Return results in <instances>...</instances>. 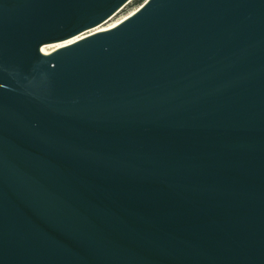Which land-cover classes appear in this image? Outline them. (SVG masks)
<instances>
[{
	"label": "water",
	"instance_id": "water-1",
	"mask_svg": "<svg viewBox=\"0 0 264 264\" xmlns=\"http://www.w3.org/2000/svg\"><path fill=\"white\" fill-rule=\"evenodd\" d=\"M130 1L0 0V264H264V0Z\"/></svg>",
	"mask_w": 264,
	"mask_h": 264
},
{
	"label": "rangeland",
	"instance_id": "rangeland-1",
	"mask_svg": "<svg viewBox=\"0 0 264 264\" xmlns=\"http://www.w3.org/2000/svg\"><path fill=\"white\" fill-rule=\"evenodd\" d=\"M144 1L146 0H131L128 4L124 5L120 9L117 10V12L109 17L108 19L104 20L102 24H99L94 29H90L88 32L82 35L86 36L89 35V33L95 32V31H103V29L108 28L110 26H113L117 24L118 22L122 21L123 19L127 18L132 14V12L137 9Z\"/></svg>",
	"mask_w": 264,
	"mask_h": 264
},
{
	"label": "bare ground",
	"instance_id": "bare-ground-1",
	"mask_svg": "<svg viewBox=\"0 0 264 264\" xmlns=\"http://www.w3.org/2000/svg\"><path fill=\"white\" fill-rule=\"evenodd\" d=\"M119 23V22H118ZM117 24L113 25V26H110L108 28H105V29H110L114 26H116ZM92 30V29H91ZM98 31V30H97ZM101 31V30H100ZM82 34H76L74 35L73 37H70L68 39H64V40H60L59 42H53V43H47L45 44L44 46L41 47V51L43 53H49V52H52L58 48H60L61 46H65V45H69V44H72L74 43V41L80 39L82 37Z\"/></svg>",
	"mask_w": 264,
	"mask_h": 264
}]
</instances>
